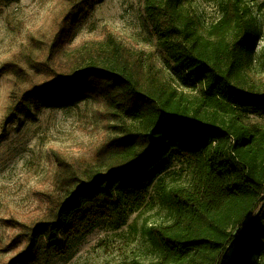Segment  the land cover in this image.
<instances>
[{
	"label": "trees",
	"instance_id": "1",
	"mask_svg": "<svg viewBox=\"0 0 264 264\" xmlns=\"http://www.w3.org/2000/svg\"><path fill=\"white\" fill-rule=\"evenodd\" d=\"M66 1L52 33L36 39L37 54L5 64L15 82L4 123L93 98L115 134L82 168L57 155L45 211L18 222L7 264H51L69 254L100 223L143 207L148 188L176 159L190 180L169 189L173 219L151 227L160 255L146 264H251L264 254V123L249 114L264 115V85L248 72L257 22L247 0H226L210 27L193 0H145L166 61L200 94L181 89L154 56L113 35L67 54L73 22L95 0Z\"/></svg>",
	"mask_w": 264,
	"mask_h": 264
},
{
	"label": "rangeland",
	"instance_id": "2",
	"mask_svg": "<svg viewBox=\"0 0 264 264\" xmlns=\"http://www.w3.org/2000/svg\"><path fill=\"white\" fill-rule=\"evenodd\" d=\"M257 22V44L248 63L250 77L264 85V0H247ZM226 0H193L201 24L210 27L223 15ZM66 0H0V264L16 255L9 249L18 222L42 215L45 193L53 182L60 154L76 168L93 161L99 146L115 132L105 127L103 104L93 98L62 107H44L35 118L4 123L11 103L15 77L5 64L15 56L36 55L41 34L54 29L56 15ZM156 58L164 76L190 93L166 61L145 14V0H95L80 21L73 22L67 54L82 46L96 45L109 36ZM251 122L264 123V115L249 114ZM190 173L174 160L166 174L149 188L143 207L123 220L108 219L85 236L72 251L51 264H146L160 252L150 237L153 225L168 223L173 211L167 202L169 189L185 185ZM12 226H16L13 227ZM4 246H7L5 248ZM251 264H264V254Z\"/></svg>",
	"mask_w": 264,
	"mask_h": 264
},
{
	"label": "water",
	"instance_id": "3",
	"mask_svg": "<svg viewBox=\"0 0 264 264\" xmlns=\"http://www.w3.org/2000/svg\"><path fill=\"white\" fill-rule=\"evenodd\" d=\"M259 212H260V210H259ZM259 212H258V214H259ZM258 214H256L255 218L258 216ZM243 232H244V231H242L241 234H243Z\"/></svg>",
	"mask_w": 264,
	"mask_h": 264
}]
</instances>
